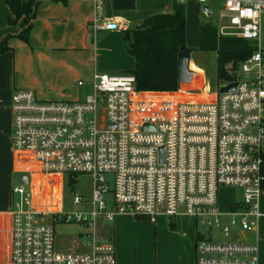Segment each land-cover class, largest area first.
<instances>
[{"label":"built area","instance_id":"1","mask_svg":"<svg viewBox=\"0 0 264 264\" xmlns=\"http://www.w3.org/2000/svg\"><path fill=\"white\" fill-rule=\"evenodd\" d=\"M64 1L93 4L95 34L129 29L126 22L106 17L105 0ZM198 1L212 11L210 0ZM217 1L222 6L219 36L253 41L257 50L237 70L227 66L234 81L220 85L202 102L141 92L133 75L98 71L91 81L78 83L88 88L84 99L47 101L30 90L14 92L12 147L20 171L48 181L36 185L27 177V184L12 189L9 264H117L113 239L98 242L95 221L102 216L113 222L121 215L142 216L152 223L160 217L193 220L195 264H259L264 0ZM232 84L233 92H220ZM83 176L93 180L89 219L62 211L64 184L75 185ZM106 176H112V189ZM229 188L243 196L225 213L219 208V193ZM81 203L74 195V204ZM59 221L87 223L91 251L58 252L54 224ZM243 234H254L256 241L242 239Z\"/></svg>","mask_w":264,"mask_h":264},{"label":"rangeland","instance_id":"2","mask_svg":"<svg viewBox=\"0 0 264 264\" xmlns=\"http://www.w3.org/2000/svg\"><path fill=\"white\" fill-rule=\"evenodd\" d=\"M166 1L170 0H139L136 10L139 11L143 8V12H145L147 7L148 11L156 13L164 11L163 6ZM185 4L189 9L191 19L196 20L199 17L196 25L190 23L186 44L188 49L192 50L190 70L200 78L196 84H194L193 79L191 84L183 85L179 91L164 94V96H185V100L202 102L205 98L208 99L210 94L216 92L217 58L213 52L208 53L199 50L200 35L198 32L196 33V29H199L198 25L209 22H212L218 28L219 12L216 13V11L221 10L222 6L219 5L217 0H210L208 5L214 13L209 15L204 12V5L199 3L198 0H186ZM106 11V17L122 14L114 9L111 0H107ZM93 12L94 7L92 5V14ZM89 14V10L83 2H69L66 4L63 1L46 0L38 12L36 21L40 30L37 31L38 35L33 37L35 41L31 37L29 44H27L15 39L11 43L14 50L7 51L3 54V57L1 55L0 68L7 69L9 73L7 76L11 84L16 82L17 90H30L42 100L74 101L75 96L80 91L77 88L78 81H91L95 69L100 73L107 74H120L125 70L132 69L134 60L125 49L122 30L102 32L101 34L91 33L86 41L87 49H80L75 53L59 52L53 55L48 50H43L38 46H44L47 41L45 36H51L61 44L68 43L80 47L77 39L81 38L83 30L86 28L84 20ZM6 17L7 9L3 0H0V30L8 31ZM195 69L201 74H198ZM201 90L205 94L198 93ZM39 92L50 93L52 96L47 98ZM7 108L9 110L11 107L8 105ZM8 115H10V112ZM4 125L9 128L8 124L4 123ZM9 157L7 149L4 150V146H0V175L5 178L9 171L6 164ZM106 180L112 189V176H106ZM20 183L17 179L14 185ZM63 189V213L83 214L85 218L89 219V214L93 210L91 203L92 178L90 176L80 177L77 184L72 186L68 182L64 184ZM74 195L81 197L83 203L74 204ZM242 196L243 192L237 188L221 190L219 193L220 210L225 213L229 212L228 202L241 200ZM106 198L111 202V195ZM262 200L263 205H261V208L263 210L264 197ZM229 219L231 220V218ZM169 222V219L167 221L158 219L157 223H152L150 220L138 219L132 216H119L113 222H108L99 216L96 221V237L98 242H102L107 238L115 240L116 251L122 264H185L187 256L183 251L186 242L183 231L185 232L188 227L190 228L191 222L189 220L179 221L177 230L172 229ZM54 226L58 252L88 253L90 249L88 235L91 231L86 223L59 221ZM259 229L262 232L260 234L262 243L264 242V219L260 221ZM233 231L235 233L232 239L235 240L238 227H233Z\"/></svg>","mask_w":264,"mask_h":264},{"label":"trees","instance_id":"3","mask_svg":"<svg viewBox=\"0 0 264 264\" xmlns=\"http://www.w3.org/2000/svg\"><path fill=\"white\" fill-rule=\"evenodd\" d=\"M45 1L3 0L9 10L7 24L12 31L0 42V56L13 50L10 42L14 39L29 44L39 8ZM136 5L137 0H113L116 11H133ZM123 40L126 51L134 60V68L122 73L136 78L138 91L148 93L179 91V53L181 51L192 53L186 44L185 4L174 1L172 13L152 16L141 26L123 31ZM199 50L216 54V89H218L220 85L235 79V76L227 72V66L232 65L233 69L237 70L239 65L251 57L257 49L253 41L230 36L220 37L218 28L209 22L200 28ZM70 185L73 186V182ZM135 217L148 220L142 216Z\"/></svg>","mask_w":264,"mask_h":264},{"label":"crops","instance_id":"4","mask_svg":"<svg viewBox=\"0 0 264 264\" xmlns=\"http://www.w3.org/2000/svg\"><path fill=\"white\" fill-rule=\"evenodd\" d=\"M111 1L113 4V0H111ZM138 1L139 0H137V5H138ZM174 1H176V0L166 1V4L163 6L164 11H158L157 13H159V14H157L154 11H148L147 7H146L147 11H145V12H143V8L141 10L137 11L136 10L137 5H136V9L133 11H129V12L128 11H119L122 14L113 15V16H109V17H115V18H118V19L126 22L127 26L129 28L139 27L142 25V23L146 19H148L152 16L172 13ZM185 2H184V4H185ZM65 3L67 4V2H65ZM83 3L86 4V8L89 10L90 14L84 20V25H86V28L83 30V34H82L81 38L77 39L78 44H80V47L72 46V45H69L68 43H65V44L62 43L61 44L55 38H53L51 36L48 37V36L44 35L45 37H47V41H46L44 46L38 45L41 49L48 50L53 55L57 54L59 52L60 53H64V52L75 53L77 51H80V49L81 50L87 49L86 41L89 38V36L91 35V33H94V30L92 28V16H93L92 5L93 4L90 2H83ZM105 3L107 5V0H105ZM185 6H186V4H185ZM5 7H6V5H5ZM6 9H7L6 22H7L9 10L7 7H6ZM203 9H204V7H203ZM219 10L220 9H218L216 11V13L219 12ZM210 12H211V14L214 13L213 10ZM186 19H187V32H188L187 35H189L190 23L192 22L194 25H196L198 20H199V17L196 20L191 19L189 17V9H187V6H186ZM7 26H8V24H7ZM201 26H202V24L198 25L199 29H196V33L198 32L199 35H200ZM7 28H8V31L7 30H0V40L1 41L3 38H5L7 36L8 33H10L12 31L9 28V26ZM39 30H40V28H38L37 21H35L34 29H33L32 36H31L32 39H33V37H36L38 35L37 31H39ZM103 32H105V31H103ZM99 33L101 34L102 32H99ZM187 38H188V36H187ZM12 41L10 42V46H11ZM33 41H35V39H33ZM186 43H187V40H186ZM39 44H41V43L39 42ZM12 49H13V47H12ZM2 57H3V55H2ZM2 57L0 56V61L2 60L1 59ZM133 68H134V66H133ZM195 70L197 71L198 74H201L197 69H195ZM95 71H97V70L95 69L94 72ZM94 72H93V74H94ZM7 75H9V73L7 72V69L5 70V69L0 68V146L1 147L4 146V150L7 149V152H9V155H10V157L8 158L7 163H6L7 168L9 170L8 175L6 178L0 175V264H9V234H8L7 229H8V225L10 222L9 211L12 208V201H13L12 189L14 186H16L14 184L16 183L17 179L20 182H22L23 180L25 181L24 177H28V178L31 177L30 180L32 179V181L34 183H36V185H40V184H42V182L48 181L47 178H44L43 176H31L30 174H27V173L24 174L20 171L22 164H21V161H20L18 155L14 152L13 147H12V112H11V108H9V110L7 108L8 105L11 107L12 96H13L14 92H16L18 90L16 87V82L11 84V81H9ZM195 77H197L196 81L198 82L200 77L198 75H195ZM80 81H82V80H79L78 83ZM77 88L80 91L78 92L77 96H75V100H78L80 98L81 99L84 98L87 95V92H88L87 89L88 88L79 87V85L77 86ZM40 94L44 97H47V98H50L52 96L50 93H47V94L46 93H40ZM9 112H10V115H8ZM4 123L8 124L9 128H6ZM14 154H15V157H14ZM57 180H59V179L53 178V181H57ZM46 192L47 193L49 192L48 188L46 189ZM63 192H64V189H63ZM237 201H240V200H237ZM237 201L228 202L227 207L230 209L231 204L234 202H237ZM261 205H263V200H262ZM62 208H63V205H62ZM262 212L264 213V208H263ZM121 216H132V215H121ZM100 217H102V216H100ZM117 217H119V216H117ZM132 217H135V216H132ZM97 219H96V221H97ZM159 219L163 220V221H167L169 219L170 220L169 225L174 230H177V228L179 227V224H178L179 221L189 220L191 222L190 228L188 227V229L185 230V232L183 231V236H184V239L186 241L184 246H183V251L186 253V256H187L185 264H195L194 244H195V240H196L197 228H196L193 220H191L189 218H180V219L172 220V219L167 218V217H160ZM263 219H264V217L262 218V220ZM96 221H95V232H96ZM157 222H158V220H157ZM157 222H155V223H157ZM86 225L88 227L87 223H86ZM259 231H260V233H259V238H260V234L262 232H261V229H259ZM111 239H113V238H111ZM242 239H245L250 243H254L256 241V237L254 234H243ZM113 241L115 243L114 239H113ZM115 246H116V243H115ZM56 249H57V247H56ZM90 251H91V248L89 249L88 252H90ZM259 254H260L259 264H264V242L261 243V240L259 241ZM116 256L118 258L117 264H122L121 260H119V256H118L117 251H116Z\"/></svg>","mask_w":264,"mask_h":264},{"label":"water","instance_id":"5","mask_svg":"<svg viewBox=\"0 0 264 264\" xmlns=\"http://www.w3.org/2000/svg\"><path fill=\"white\" fill-rule=\"evenodd\" d=\"M206 13L211 15V12L208 8L204 10ZM191 64V53L189 51H181L178 56V72H179V89L182 88L183 85L191 84L193 78L195 77L196 73L190 70ZM236 84H232L226 88H222L220 90L221 93L233 92L235 90ZM148 129L149 127H145ZM161 162L163 163L164 159V149H161ZM25 181L23 180V184H27L28 178L24 177Z\"/></svg>","mask_w":264,"mask_h":264},{"label":"bare ground","instance_id":"6","mask_svg":"<svg viewBox=\"0 0 264 264\" xmlns=\"http://www.w3.org/2000/svg\"><path fill=\"white\" fill-rule=\"evenodd\" d=\"M196 80H197V77H195V78H194V81H193L195 84H196V82H197Z\"/></svg>","mask_w":264,"mask_h":264}]
</instances>
